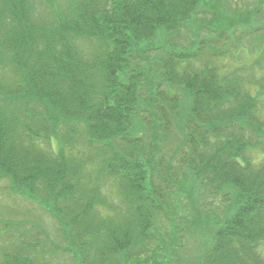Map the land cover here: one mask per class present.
I'll return each mask as SVG.
<instances>
[{"label":"trees","instance_id":"1","mask_svg":"<svg viewBox=\"0 0 264 264\" xmlns=\"http://www.w3.org/2000/svg\"><path fill=\"white\" fill-rule=\"evenodd\" d=\"M60 1L0 0V179L39 203L65 244L19 233L0 264L57 252L178 264L164 249L182 248L178 233L202 215L214 227L193 264H264V23L219 25L223 12L204 9L217 0ZM111 178L119 205L102 195ZM179 193L202 204L183 205L182 222ZM161 230L168 241L143 256Z\"/></svg>","mask_w":264,"mask_h":264},{"label":"rangeland","instance_id":"2","mask_svg":"<svg viewBox=\"0 0 264 264\" xmlns=\"http://www.w3.org/2000/svg\"><path fill=\"white\" fill-rule=\"evenodd\" d=\"M60 0H58L59 2ZM214 1V0H213ZM218 3H215L212 5V3H206V10L213 11V9H216L218 12H223V15L221 16L220 22L217 24L224 25V26H230L232 22H253L254 20H257L258 22L264 23V0H217ZM65 2L63 0L60 1L59 4H64ZM214 6V7H213ZM216 7V8H215ZM260 12L258 14V18H255V14L257 12ZM46 14V9L39 8V16L41 18H44ZM221 14V13H220ZM209 15V14H208ZM49 16V15H48ZM210 16V15H209ZM208 19V17H207ZM195 22H202V21H195ZM203 23V22H202ZM206 24V23H203ZM205 34L203 33V37ZM162 39V42H164V38ZM159 39V40H160ZM159 40L155 42V45H159ZM164 51L162 49L159 50H153L146 53V58L149 60H155L159 56H164ZM151 67V65H150ZM6 77H9V75H6ZM149 132H144L141 134L142 136H145V138H142V143L148 145L150 143V138L147 137ZM163 146V145H162ZM162 148V147H161ZM175 147L174 144L171 142L166 143L164 149L162 150L160 155H164V161H167L171 157V153L174 151ZM186 176L182 178L184 180ZM118 179H107L103 182L101 185L102 189V195L106 199V202L108 204H118L120 198L117 192L118 188ZM9 181L7 179H0V251H2L4 248L7 249V244L10 242H13L17 245L18 238L17 235L19 233H23L25 235L24 240L29 242L35 241L31 235L33 233L37 232H43L44 236L47 239V243L45 244L44 248L50 249L51 246L54 247L56 244L59 246H63L65 244V240L62 237V234L59 228L58 222L43 208H41L40 204L30 200L27 198L23 193H20L19 191H12ZM198 199V198H197ZM189 201L193 202L194 208H201L202 204H197V200L195 198H191L189 196H185L183 193H179L176 197V204L177 208H179L178 212V221L182 222V215L190 216L183 210V205H188ZM215 207L217 206V202L214 203ZM202 211V210H200ZM222 208L220 210H217L216 212H219V214H222ZM106 214H110L109 212H105ZM223 216V215H222ZM158 221L161 224H164L162 227L167 228L168 223L161 215L159 217ZM194 222H196V225H194V229L191 230L189 234H185L184 238L181 233H178V237L181 240L182 248L177 249L174 253H172L169 249L167 250V253H171V259L177 260L178 264H193L195 261V253L198 251L197 242L203 240V242L208 241L210 236L212 235L214 222H209L205 215H202L198 219H196ZM193 222V223H194ZM4 223H11L12 226L9 227L8 230H2L1 224ZM216 224V223H215ZM168 230L165 231H159L156 233L155 236L159 235V241H152L149 245L142 248L143 250L141 253H143V256H148V253L151 254V250L155 248H160L163 244V238L168 241ZM195 236L197 237V240H195ZM41 239H44L42 235H40ZM51 245H49V243ZM47 249V250H48ZM259 252L264 256V245H261L259 247ZM141 253H138L140 256ZM49 264H75L73 263L72 257L68 253L63 252H57V254L53 257H48L47 259Z\"/></svg>","mask_w":264,"mask_h":264}]
</instances>
